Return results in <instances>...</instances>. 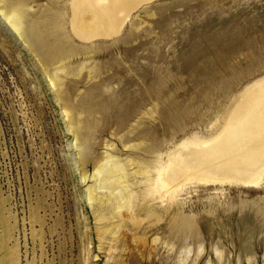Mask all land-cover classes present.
Wrapping results in <instances>:
<instances>
[{
	"label": "rangeland",
	"instance_id": "374dc122",
	"mask_svg": "<svg viewBox=\"0 0 264 264\" xmlns=\"http://www.w3.org/2000/svg\"><path fill=\"white\" fill-rule=\"evenodd\" d=\"M24 1L28 40L0 15V264H264V178L186 181L158 219L100 220L86 202L94 164L70 131H93L99 159L111 145L147 163L125 148H161L167 161L217 138L264 79V0H152L94 41L73 30L78 0Z\"/></svg>",
	"mask_w": 264,
	"mask_h": 264
},
{
	"label": "bare ground",
	"instance_id": "6f19581e",
	"mask_svg": "<svg viewBox=\"0 0 264 264\" xmlns=\"http://www.w3.org/2000/svg\"><path fill=\"white\" fill-rule=\"evenodd\" d=\"M148 1L152 0H78L74 5L73 30L85 41L112 38L120 33L123 23L130 17L132 11ZM19 2L21 3L18 6L15 5L10 10L2 9L0 6V15L13 32L28 40L24 27L27 7L24 0ZM53 22L56 20L51 18L50 23ZM61 24L55 27V33L63 30ZM35 29L38 37L51 40L47 31L42 32L37 26ZM51 86L56 87L53 80ZM236 106L226 116L228 118L225 119L221 130L218 129L220 134L217 138L209 142H192L193 145L201 146L200 148H188V145H184L168 156L167 161L159 153L161 148L147 150L134 146L125 148V152H129L128 156L134 150H138L142 152L141 155L152 157L150 163L140 157L123 160L116 155L123 153L121 152L123 150L109 148L111 145L107 148L108 151L104 152L102 159H99L93 155V131L82 129L76 131L70 126V131H74L75 138L80 141L79 159L94 164V174L91 177L95 182L87 187V204L92 209H97L100 220L106 216L111 218L118 213L124 220L128 218L136 225L141 221L138 212L142 210L146 211L147 217L158 219L157 208L167 197L175 203L173 200L177 198L178 188L186 181L196 180L201 183L229 181L231 184L245 186L260 184L264 178V79L254 84L252 91L237 108ZM64 114L70 118L68 112ZM132 114L128 112L123 116L126 120L120 122L117 127L120 132L127 130V122L133 118ZM130 133L133 134L134 130ZM119 227V224L114 225V228ZM115 236L116 233L112 237Z\"/></svg>",
	"mask_w": 264,
	"mask_h": 264
}]
</instances>
